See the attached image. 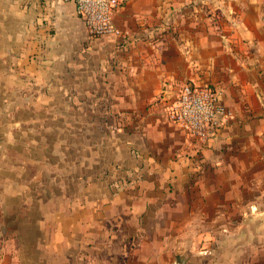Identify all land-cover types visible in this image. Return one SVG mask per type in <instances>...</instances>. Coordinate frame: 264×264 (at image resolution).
Masks as SVG:
<instances>
[{
	"label": "crops",
	"instance_id": "0c3cea01",
	"mask_svg": "<svg viewBox=\"0 0 264 264\" xmlns=\"http://www.w3.org/2000/svg\"><path fill=\"white\" fill-rule=\"evenodd\" d=\"M113 20L92 36L72 2L0 0V264H240L264 239V0ZM188 82L232 113L206 142L167 117Z\"/></svg>",
	"mask_w": 264,
	"mask_h": 264
},
{
	"label": "built area",
	"instance_id": "2783aa9c",
	"mask_svg": "<svg viewBox=\"0 0 264 264\" xmlns=\"http://www.w3.org/2000/svg\"><path fill=\"white\" fill-rule=\"evenodd\" d=\"M74 3L76 14L92 36H122L113 20L125 0H65ZM223 90L212 84L185 83L167 111L168 119L190 138L206 142L216 137L231 119V110L223 101Z\"/></svg>",
	"mask_w": 264,
	"mask_h": 264
},
{
	"label": "rangeland",
	"instance_id": "374dc122",
	"mask_svg": "<svg viewBox=\"0 0 264 264\" xmlns=\"http://www.w3.org/2000/svg\"><path fill=\"white\" fill-rule=\"evenodd\" d=\"M50 138H51V135H50ZM49 140H50L49 138L42 140L44 141L43 146L45 147V151L42 154H38V157H43L45 159V163L46 161H48L46 160V158L50 159L49 161L51 162H58L57 157H54V156L51 157L50 154L46 153V150L50 151V147H49L50 141ZM47 141H49V144H47ZM12 160L15 161L16 159L12 158ZM61 163H64L63 165H66L64 161L63 162L61 161ZM44 171L45 172H43V176H45V178L49 177V175L51 174V167L46 166L45 164ZM55 172L61 174V176L65 175L66 173L64 170L55 171ZM28 173H30V171ZM29 177H30V174H29ZM236 220L238 219H235L234 221ZM261 240L263 241L262 242L257 241L256 244H253V246H249V248L246 249L243 257L239 259L240 264H264V239H261Z\"/></svg>",
	"mask_w": 264,
	"mask_h": 264
}]
</instances>
